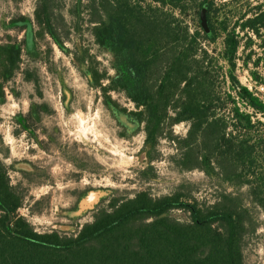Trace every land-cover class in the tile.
<instances>
[{"label": "trees", "instance_id": "trees-1", "mask_svg": "<svg viewBox=\"0 0 264 264\" xmlns=\"http://www.w3.org/2000/svg\"><path fill=\"white\" fill-rule=\"evenodd\" d=\"M54 6L55 0H39L36 18L60 40ZM87 7L96 42L115 53V87L141 110L136 116L147 144L155 149L169 128L168 137L183 151L179 167L247 186L264 213V100L236 75L240 51L245 54L253 39L264 40L263 6L240 14L231 28L226 17H218L216 0H88ZM205 8L209 30L201 25L192 31L184 16L194 9L201 16ZM222 36L223 48L214 57L206 46ZM21 51L15 44L0 46L5 77L20 69ZM250 60L251 54L243 59L245 67ZM180 123L189 126L184 138L171 133ZM24 202L0 161V264H245L244 242L256 231L251 210L228 193L210 206L178 192L113 198L72 236L38 233L17 215ZM179 209L189 221L170 216Z\"/></svg>", "mask_w": 264, "mask_h": 264}, {"label": "rangeland", "instance_id": "rangeland-1", "mask_svg": "<svg viewBox=\"0 0 264 264\" xmlns=\"http://www.w3.org/2000/svg\"><path fill=\"white\" fill-rule=\"evenodd\" d=\"M38 4L0 0V46L22 48L20 69L13 77H5L0 68V161L11 185L25 197L17 215L38 233L72 236L113 198H134L140 192L158 198L178 192L186 201L210 206L228 193L241 198L256 223V231L244 242L245 264H264V213L251 202L248 187H233L199 169L179 167L183 151L168 137L169 128L155 149L147 144L145 125L136 116L141 110L115 87V53L100 46L92 34L88 0H55L60 40L37 23ZM260 5L264 10V0H216L218 17H226L230 28L240 14L252 15ZM184 21L192 31H201L196 9ZM253 40L245 54L240 51L236 75L264 100V40ZM223 41L222 36L206 46L212 56L218 57ZM249 54L252 60L245 67L243 59ZM188 130L187 123H180L171 133L184 138ZM170 216L189 221L181 209Z\"/></svg>", "mask_w": 264, "mask_h": 264}, {"label": "water", "instance_id": "water-1", "mask_svg": "<svg viewBox=\"0 0 264 264\" xmlns=\"http://www.w3.org/2000/svg\"><path fill=\"white\" fill-rule=\"evenodd\" d=\"M200 19H201V25L202 27L208 31L209 28H208V22H207V18H206V8L203 9V11L201 12V16H200ZM12 219V218H11Z\"/></svg>", "mask_w": 264, "mask_h": 264}, {"label": "flooded vegetation", "instance_id": "flooded-vegetation-1", "mask_svg": "<svg viewBox=\"0 0 264 264\" xmlns=\"http://www.w3.org/2000/svg\"><path fill=\"white\" fill-rule=\"evenodd\" d=\"M26 132L29 133V134H32V130L30 128H26ZM76 179H79V177H76Z\"/></svg>", "mask_w": 264, "mask_h": 264}]
</instances>
